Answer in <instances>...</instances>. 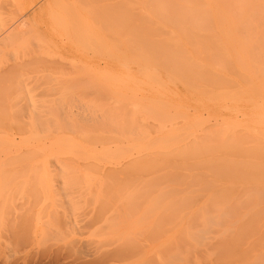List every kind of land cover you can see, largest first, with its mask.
<instances>
[{"label":"bare ground","instance_id":"bare-ground-1","mask_svg":"<svg viewBox=\"0 0 264 264\" xmlns=\"http://www.w3.org/2000/svg\"><path fill=\"white\" fill-rule=\"evenodd\" d=\"M136 7L142 10H140L142 15L138 12L136 14ZM32 9L35 11H31ZM148 10H151L152 14L156 10L154 19L151 18L152 16H150L151 14L149 15ZM30 11L35 13L29 15L31 17L34 15L33 19L29 20L30 17L28 16V20H25ZM156 33L159 37L156 36ZM28 44L30 49L22 55L20 51L24 47L17 51L20 56L16 53V49L13 51L14 55H11L12 51L10 55L5 52L6 50L9 51V49L13 50L17 46H27ZM149 45L154 47L150 48ZM44 46H47V49H44ZM2 53L8 54L10 58L8 62L6 61L7 63L4 62L6 63L5 65L0 67V103L11 99L8 102H12L11 107L12 105H17V108H12L15 110L13 111V116L18 117V119L21 118L22 116L19 114V109L21 108L20 113L24 112L27 118L22 117L23 122L26 123L25 125L21 122L22 118L20 119L21 121L17 119L12 121L13 124L12 122L8 123V128L11 127L9 128L11 131L14 129V132H12L13 137L7 135L8 133L4 136L0 135V171L8 166H13L23 148L28 149V152L30 154L33 153V155L38 152V150L29 151L35 147L33 144V135L35 133L33 134V132L36 123L33 119L39 112V110L35 112L36 107L47 100L49 101L50 98L47 99L46 96H52V98L57 96L54 97V101L51 98L52 100L49 103L53 107L57 105L55 107L58 109L65 106H62V103H64L63 99H65L67 105L69 104V108H74L77 101L73 98H78L81 94H90L91 96L87 98L86 104H84L89 115L84 114L80 118L79 115L76 116L72 111V114H68L70 112L68 109H66L67 112H64L59 108L60 112H58L59 109L55 108L56 110H54L53 107L48 106L53 108V111L58 112L53 114L54 118L52 116L49 117L51 114H49L50 111L49 113L47 112L45 108L47 106L42 107L46 104L41 105L43 111L40 110L41 113L39 115L43 112V115L46 113L48 116L45 115L46 117L43 116V118L37 115L38 122H42L41 118L45 122L49 121L44 126H47L48 129H46L52 132L48 137L51 141L47 140L50 145H48L47 141L43 140V142L40 139L44 135L35 134L43 142L39 144L35 142L40 148L39 152L49 159L39 165L42 169L47 168L51 161L50 159L54 158L53 156H58L59 158L60 154L67 155L77 152L76 154L83 153L81 156L89 158L87 156L89 151H97L99 148L97 146L95 148L92 146V148L88 144H83V138H88L90 140H87V142L90 145L95 141V144H97L99 141L102 146L100 150L103 151L101 152L103 154L102 157H104V153H110L114 150L116 152V149H119L117 154L114 152L110 153L109 162L114 164V166L107 167V170L124 171L131 174L132 172L133 174L134 172H146L152 175L150 178L145 176L146 181L142 178L145 181L143 186L147 187V192L138 191L139 193L141 192L140 194L131 192L135 195L130 194V198H133V196L137 198L138 194L140 198L146 197L153 189L156 190L163 185L162 189L169 188L167 191L169 190L171 193L174 189L176 191L180 189L179 192L181 193H177L179 196L188 190L189 193H187L189 195H187V198L190 197L191 192H197L200 187L201 190L204 187L205 189L207 188V191H210L211 187L215 188L218 186L219 189L214 191L215 193L211 195L206 193L205 196L211 199L237 198L236 195L239 196V194L234 189L237 186H242L248 190L240 187L242 191H247L248 198L254 199L257 197L255 200L261 199L258 196L263 193L262 191L254 190L255 193H253L250 189L262 187L264 189V186H262L264 183V163H260L263 156L259 158L260 160L258 159L260 162L256 159V163L254 159L256 165L253 164V159L252 162L248 159L254 158L253 156L258 157L264 151V147L262 148L263 144H257L260 141V136L256 133L258 132V129H256L257 125L254 127L249 124L252 128L248 127L249 121L247 119H245L247 123H244V120H239L235 115H233L235 117L232 116V113L238 115L241 111L239 113L229 111L231 113L228 114L231 115L224 114V116L228 115L234 118L233 121L236 120L234 125L243 126L245 124L246 126H244V129L240 128L242 132L236 127L234 130H230L227 127L224 128L225 119L229 121L230 118L219 119L220 113L218 116L213 114L212 111L216 110L215 106L213 107L214 109H210V107L217 104L214 101V104H212L211 100L226 98L227 94L228 99H231L234 95H231L230 98L229 96L233 92L248 97V93L256 92L258 96L262 95L264 98V0H0V56ZM153 62L154 64L156 62L153 67L158 66L156 67L158 70L154 68L157 73L152 72V74L150 72L152 68L149 67H152ZM134 63L140 65L138 66L137 64V67H135ZM235 72L241 76L244 74V77L242 76L243 78L240 79L231 75H229L230 77L228 76L229 73L235 75ZM142 73L144 75L148 73L147 82L154 80V84H148L143 81V77H139ZM31 77H34V80H31ZM141 80L144 83L146 82V85H142L144 83L141 84ZM34 81H36L35 84L33 83ZM172 82L175 84L173 85ZM179 83L185 88L184 90H187V93L180 92L183 87L177 90L179 88L177 84ZM116 85H119L121 89L115 88ZM12 87L14 91L10 93L9 90ZM30 87L35 90L29 89L28 93L27 91L25 92ZM41 88L44 92H42ZM102 88L105 89L104 93L107 90L108 94L113 95V97H109V99L112 98L113 100L110 99V101L112 100L111 102L107 100L105 101L106 104L103 105L100 102L102 101L100 97ZM35 91L36 93L39 91L43 93V97L41 96L43 101L37 106L32 101L30 103V100L26 97L29 96L27 95L29 92H32L31 96L33 94L36 97ZM21 92L25 93L22 94ZM66 92L70 101H73L72 103H75V105L69 103L68 96H63V93L67 95ZM42 93L38 94L42 95ZM55 93L58 95H55ZM19 94L23 98L25 97V100L22 96L19 99ZM70 94L76 96L73 95L74 97L72 98ZM59 95L61 98L63 97L62 100ZM257 95L256 97L254 95L255 98L252 104L256 106L254 108L256 110L258 107V114L260 113L259 115L264 117V99L255 101L258 97ZM33 96L32 99L34 100ZM124 96H127L124 98V100L126 99L125 105H121L124 104L121 101ZM262 96H259V98ZM237 97H234V99L236 98L237 100ZM29 98L31 99L30 96ZM149 98L152 101L156 98L155 101H150L151 103H149L157 104L159 102L158 105L154 107L146 105ZM238 98H241L240 95ZM12 99L17 100L19 104H16ZM44 99L47 100L44 101ZM58 99H60L59 103L61 105L56 103ZM20 100L26 101V103L24 102L26 107L29 104L28 108H25V110L28 109L27 112L23 111L24 106L21 105L23 103ZM119 101L122 103L116 104L120 103ZM217 102H220V99ZM242 102H238L237 105L244 107L241 105ZM221 103H223V99ZM232 104L230 103L231 106ZM243 104L246 105L245 102ZM230 105L226 104L225 107L227 106L232 110ZM8 106V110L11 111L9 109L11 108L10 104ZM241 107L239 110L243 111L244 109H241ZM204 108L206 110L209 108L210 110L204 111ZM220 108L223 107L221 106ZM247 108H250L249 104L244 113L241 114L248 115L250 119V116L254 115L256 111L254 110V112L252 111L253 108H250L254 114L252 113L249 116L248 112L250 111L247 112ZM38 109H41L40 106ZM44 109H46V112ZM203 111L208 112V116H205ZM219 111L221 112L222 109H218L214 113ZM14 112H16L17 116L16 114L14 115ZM9 114L8 116L11 117L8 118L6 116L8 119L12 118V113L9 112ZM167 115L170 119H165ZM242 116L240 119H243ZM4 118L2 120L4 122L12 120H7L6 118L4 120ZM45 118L51 119L47 121ZM24 119H30V121L27 123V120ZM134 120H138L139 123ZM252 121L254 122V120ZM41 122V125L37 126V131L42 126V123H45L44 121ZM10 124L12 126H9ZM210 124L222 125L221 128H224V130L220 128L221 131L217 133L216 129L218 127L216 129L214 127V132L213 130L209 131L207 128L211 129ZM227 124L229 123L227 122ZM227 124L225 125L227 126ZM231 124L229 125L232 126ZM5 126H7L6 123ZM43 127H41L40 132L45 130L42 129ZM253 127L256 132L252 130ZM261 127L258 128L260 129ZM250 128L252 131H250ZM47 130L44 132L46 133ZM244 130L246 131L244 132ZM16 132L19 134L31 133L33 135L26 137V134L19 143L16 139L17 136L14 135ZM93 137L94 140H91ZM102 138L106 139L103 143L101 142ZM109 138L110 140L112 139L111 142H115V146L109 144ZM81 139L83 142H81ZM134 140H146L147 142L144 145L133 146L134 148L129 150L120 146L123 142ZM261 141H264V139ZM22 142L23 144H21ZM46 142L47 144H45ZM120 149L123 151H120ZM214 152H225L228 155H234V157L236 155L241 160L236 161L224 156V159H222V154H219L221 156V159H219L220 157L217 158ZM95 153H98V151L92 153L93 156ZM99 155L96 154V156ZM58 158H56V161ZM83 159L79 161V164H86V167L90 168L101 167L105 169L101 164L96 163L94 165V162L88 164L85 162L88 160L84 159L85 161H83ZM100 159L105 163V158L100 157ZM190 159H194L193 164L190 162L191 165L188 164ZM58 160L60 161V159ZM77 160L76 162H78ZM186 163L188 166H186ZM35 164L38 165V163ZM61 165L62 167L67 166L66 163H61ZM201 165L204 170L209 168L211 173L217 170L220 174L215 172L217 175L213 173L208 175L209 177L204 178L207 172L200 171ZM258 165L261 168H258ZM224 175L225 177H223ZM114 178L116 180L118 177ZM120 179L117 180L120 182ZM174 180L179 185V189L176 188L177 186H173L175 187L173 188L169 184L170 182L176 184L173 182ZM134 183L131 185L135 186L137 184L134 185ZM139 187L140 185L136 188ZM193 187L199 188L197 190ZM167 191L166 193L168 194ZM128 192L126 194H129ZM253 194L258 196H253ZM119 195L120 197L122 196L121 193ZM197 195L199 196V194ZM115 196L117 197V195ZM164 196H162L160 203L166 202L163 200ZM152 198L154 199L156 196ZM181 198L186 202V197V199L183 196ZM191 198L194 200L195 196L193 195ZM144 199L146 200V198ZM148 199L150 200V198ZM263 199L264 196L261 200ZM200 200H202L201 197ZM156 202L158 201L156 200ZM170 206L172 205L169 204L168 207ZM204 208L206 209V207ZM200 209L203 210L202 208ZM75 226L73 228H76Z\"/></svg>","mask_w":264,"mask_h":264},{"label":"rangeland","instance_id":"rangeland-1","mask_svg":"<svg viewBox=\"0 0 264 264\" xmlns=\"http://www.w3.org/2000/svg\"><path fill=\"white\" fill-rule=\"evenodd\" d=\"M140 10L141 9L136 7L135 9L136 14L138 12L140 15H142L141 14L142 10L141 11ZM31 11L34 12L35 10L32 9ZM31 11L30 13L28 12L29 14H27V18L25 17V20H28L29 17H30L29 20L33 19L32 17L34 15L32 17L29 15H32L35 13ZM148 12H149V15L151 14L150 15L152 16L151 18L154 19V16H155L154 14L156 10L154 11V14H152L153 12L151 13V10L150 11L148 10ZM139 14L138 16H140ZM154 25L156 26V24ZM156 36H158V34ZM148 44L150 43L148 42ZM149 46L150 48L152 47L151 45ZM23 47L25 50L23 49L22 51H20V49H22ZM29 47H30L29 44L27 46L21 45V47L17 46L13 50L9 49V51L6 50L5 52H8L10 55V52L12 51L11 55H14L13 51L16 49L15 50L16 53L18 54V56H20L17 51L19 50L21 52L20 54L22 55L23 53H25L26 51L30 49ZM46 47L47 46H44L43 48L47 49ZM55 48L58 49V47L56 46ZM9 55L2 53L1 55L2 57L0 56L1 57L0 63H3V64H0V67L5 65L8 62V59L10 58ZM5 57L7 58V60ZM137 64L134 63L133 65L137 67L136 66ZM139 65L140 64H138V66ZM153 65H156V62L155 64L153 62L152 67H149L153 69V70L151 69L150 72L157 73L155 71L158 70L156 69V67L158 66L153 67ZM147 72H148V69H147ZM234 74L236 76L233 75V73H229L228 76L231 75L235 78L238 77L240 79L244 77V74H242L243 77L237 72H235ZM139 77L141 78L143 77L142 78L143 81H146V82L148 81V73H145V75L144 73H142L139 75ZM33 78L34 77H31L30 79L34 80ZM142 80L140 81L141 84L144 83ZM35 82L36 81H34L33 83L35 84ZM146 82L142 85H146ZM148 84L153 85L154 80H152V82L149 80ZM172 84L174 85L175 83L172 82ZM180 84L181 83L177 84L179 85V88H177V90H180L181 87H183ZM116 86L115 88L121 89L119 85H116ZM12 89L13 87L10 88L9 90L10 93L14 91V89L13 90ZM29 89L33 90L34 88L30 87L27 90H25V92L27 91L28 93ZM184 89L185 88L183 87L181 89L182 91L180 92L187 93V90H184ZM104 90L105 89H103L102 91L100 90V97L102 99V101L100 102L102 103V105L106 104L105 101L107 100L109 102L113 100L112 98H110L112 99L111 101L109 99V97H113V95L108 94L109 92H107V90L105 91L107 94L104 93ZM42 92L44 91L42 90ZM42 92L39 91L36 93L35 91L34 93H36L35 94L36 97H34L32 94L34 100L32 99V96H31L32 92H29V94H27L31 97V99L29 98V96H26V97L30 100V103L33 102V104L37 106L38 104H40V102L43 101L42 100L43 98H41V96L43 97ZM38 93H42V95H39ZM68 93L67 95L63 93V96L67 97ZM168 93H171V92H168ZM37 95L40 97H38ZM55 95H58V94L55 93ZM71 95L72 94H70V97L72 98L76 96L74 94H73L74 96L73 95L71 96ZM231 95H234V97H237V96L239 97L240 95V97L242 98V101L245 100L244 102L247 106L243 104L244 102L241 101V98L239 99L237 97V100H236V98L235 99L234 97L232 98ZM247 95H249V97L246 95L242 96L241 94H236L233 92V94H230L229 96V98L231 97V99H228V94L226 95L227 96L226 98H222L223 103H221L222 102L221 98L216 97L218 100L220 99V102H217L218 101L217 99L211 100L212 102L211 101L210 102L212 104L214 103L215 104L219 103V104L212 105L210 109L211 108L214 109L213 107L215 106L216 110L214 109L212 111H213V114H216V115L220 113V116L222 117L218 115L219 119H223V118L225 119L227 117L230 118L229 121L228 119H225L226 120L225 124H227V122L229 124L233 122L231 124L232 126H230L229 124H227V126L223 124L224 128L227 127L230 130L239 128V130L242 132L241 129H244V126L246 125L245 124L243 126L234 125L235 124L234 121L236 120L233 121L234 118L228 116V115H231L228 113H231L229 111H232L235 113H239L241 111V113H244L246 107H248V104H249L250 108H253V110L250 108H247V112L248 111L251 112V110L252 111L255 110L257 115L256 113L254 114L253 112L251 113L248 112L249 116L252 113L254 114L250 116V119L248 115L246 116L245 114H241V113L238 114L239 116L237 114L232 113V116L235 115L236 118H239V120H244V123H247V120H248L249 121V123L247 124L248 127L252 128L251 125H253L254 127H256L257 125L256 129H258V132H256L254 127L252 130L255 131L260 136V141H258L257 144H260V143L261 145L263 144L262 146L263 148L264 141H261V140L264 139V128H263L264 127L263 126L264 117H262V115H259L260 113L258 114V111H259L258 107L256 110L254 109L256 108V106L252 104L254 102V98L256 97L257 93L251 92L250 94L248 93ZM21 96L19 94L18 98ZM89 96L91 95L81 94L79 96L80 98L79 97L73 98L75 101H77V102L74 101L76 105L75 103H72L73 101H70V98L68 96L67 98H69V103L74 104L76 106L75 107L73 105L74 108L73 107L69 108V104L68 105L66 104L65 99H63L64 103H62V106L65 105L64 106L65 109L64 107H61V108L59 107V105H61L59 103L60 99L56 100L58 102L56 101L55 102L57 104L59 103L58 107L62 111L67 112L66 109H68V111L70 110L68 114L69 113L72 114L74 112L76 116L79 115V118H80L84 116V114L89 115L84 105L86 104V100ZM259 96H262V95H259ZM259 96L255 99V101L259 99H260L259 101H262V99H264L263 96L261 98H259ZM46 97L47 99L50 98L49 101L52 99L54 101L55 100L54 97H57V96H54L53 98L52 96L51 97L46 96ZM126 97L124 96L121 100L122 102H124V104H121L122 103L121 101H119L120 103H116V104L125 105L126 99L124 100V98ZM72 98L71 100H73ZM150 99L151 98L148 99V102L145 101L147 102L146 105H151L153 107L155 105L156 106L158 105L159 102L157 104H150L151 102L155 101L156 98L155 99L152 98L153 101ZM248 99H249V103L247 104ZM46 100L44 99V101ZM224 100L226 103L224 102ZM10 101L8 99V101H4L3 103H0L1 105L0 107V120H1L0 130L2 131V133L0 131V135H3V136L6 133H8L7 135L12 136L13 134L12 132H14V129H12L13 131H11L9 129L11 127L8 128V123H11L14 120L16 121V119L20 120L22 117L27 118V115L25 116L24 112H22L23 114L20 113L21 108L20 109L18 108V109H19V114H21L22 117L18 119V117L13 116V111H15L13 109L17 108L16 107L17 105L16 106L12 105L11 107L12 102L8 103ZM12 101H15L16 104H19L17 103V100L15 99H12ZM49 101L47 100L45 103L44 102L41 103L39 105L41 109H38L39 106L36 107L35 112L39 110L38 114L36 113L38 116L40 117L41 116L46 117L45 115L48 116V114L46 113H44L45 115H43V112L42 114L39 115V113H41L40 110L43 111L42 107L44 106H47L45 108L47 109L48 113L50 111L49 114L51 115H49V117L52 116L54 118L53 114L60 112L59 108H58L59 109L58 112L53 111L52 110L53 108L54 110L57 109L56 108L57 105L54 104L56 107L55 106L53 107L51 106L52 104L49 103ZM21 102L23 104H21ZM21 102L20 104L23 106H24V102L26 103V101L24 102L21 101ZM238 102H242L241 105L244 107H241V106L240 107L241 109H244L243 111L239 110L240 107L237 105ZM230 103L231 104L234 103V104H232L231 106ZM8 104H10L11 108L9 109H11V111L8 110V107H9ZM27 104H28V101H27ZM43 104H46V105H43ZM226 104H228V106L230 105V107H232V110L227 106L225 107ZM21 105L19 106L21 107ZM41 105L43 106L41 107ZM234 105L235 107H233ZM28 106L29 104L27 105V107L25 105L23 107V111L25 110V108H28ZM48 106L53 107V108H49ZM221 106L223 108H220ZM234 108H236L238 112H236L237 110ZM46 109H44L45 112H46ZM210 109L208 108L207 110H210ZM218 109L219 110L222 109V111L221 112L219 111L218 113H214L215 111L217 112ZM203 110L207 111L205 108ZM25 111L27 112L28 109H26ZM9 112L12 113L11 114L12 118H10L12 120L8 119L9 117H11V116H8L10 115ZM16 112H14V115L16 114ZM35 112H34V115H35ZM207 113L208 112H204L205 116H208ZM224 114H228V115H225L226 116L225 117ZM37 115H35L33 119V121H35L36 123V127L34 129L33 134L35 133L40 136L41 134L42 136L44 135L43 138L40 137L42 141L50 140L48 137L52 134V132L50 131L51 132L50 133L49 130H47L48 127L44 125H47L49 122L48 120H50L51 118L49 119H47L48 117L45 118L47 119L48 122H45V120L41 118L42 122L44 121L45 123H42L39 119V121L42 123L41 127L43 126L45 127V128L43 127L42 129H45L48 131V132L46 131V133L44 132L45 130L44 131L42 130L40 132L41 127L40 129L38 128L39 130L37 131V126L39 127V125H41L40 122H38V117H36ZM169 116L172 118L170 113H169ZM241 116L243 117V119H240ZM4 117L7 120H10V122L2 121ZM170 117L168 118V115H167L165 116V119L166 118L170 119ZM244 117H248V118H244ZM5 118L4 120H6ZM258 118H259L258 120L259 122L257 121ZM231 119L232 121H230ZM24 120H27L26 121L27 123L28 121H30V119H24ZM252 120H254V122ZM262 120H263V123H262ZM134 121L136 123H139L138 120H134ZM21 122L24 123L23 118ZM5 123L7 124V126H5ZM12 124H10L9 126H12ZM25 124L26 123H24V125ZM210 126H211V129L209 127L207 128L209 129V131L213 130L214 132L217 127H218V129H216L217 133L221 131V129L224 130V128H221L222 125L221 126L219 125L220 126L219 127L215 124H210ZM258 127H261V128L259 129ZM251 128H250V131H252ZM245 131L246 130H244V132ZM26 134L27 133L19 134L16 132L14 135L17 136L16 139L20 143L21 142L20 140H22L21 138L25 137ZM33 134L28 133L26 137L30 135L32 136ZM35 134L33 135L34 136L33 144L35 145V147L29 150L31 152L33 150L35 151L38 150V152L40 151V148H38V144L41 142V140L38 138L39 136L36 137ZM261 135L263 139H261L262 138ZM104 138H102L101 140L102 143L106 141V139L104 140ZM83 140L81 139V142H83V144L85 143V145L88 144V146H91V147L93 146L94 148L97 146V148H99L97 149L98 153H95V155L93 156L92 153L97 152V151H94V150L92 152L89 151V153L87 154L89 158H85L83 155L81 156V154L83 153L76 154L77 152H74V154L76 155H74L73 153L67 154V155L60 154L59 158L58 156H53L54 158L56 157L60 159V161L58 159L56 161V158L55 159L51 158L52 157L51 156L50 157L51 164L49 163L48 165L49 167L47 166V168L45 167L42 169V167H40L39 165L41 163L46 162L49 159L47 157H44L41 152L39 153L37 152L38 154L36 153L33 155V153L30 154L28 152V149L23 148L21 153H19L18 157L16 158V161L13 164V166L12 165L8 166L4 170L2 169L3 171L2 170L0 171V264H264V199L261 200L264 196V189H262L263 187L256 188V189L255 188L250 189V191L253 193H255L254 190H260L263 192L262 194H260V196H258L257 194L256 195L253 194V196L255 195V196L261 197L260 200H255V198L257 197L255 198L252 197L254 199L248 198L247 196L248 190L242 186L240 187L246 189L247 191H245L244 189H243L244 191H242V189H240V187L238 186L235 187L234 190L237 191L236 192L237 194H239V196L236 195L237 198L228 197L230 199H224V198H227V197H224L222 199L218 198L219 200L207 198L205 196L206 193L211 195L215 193L214 191H218L217 189H219V187L217 185H216L217 187L215 188L211 187L212 191H211V188H210V191H207V188L205 189L204 187L202 188L203 190H201V187L200 188L193 187L197 190L199 188L197 192L194 191L195 193L191 192V190H195V189L187 188V189H191L190 197H188L190 199H188L187 198V195H189L188 190H187L188 193L187 192H185L184 194L182 193L180 196L179 194H177L181 192H179L180 191V189L178 188L179 185L174 180L173 182L176 183L177 185L172 184L171 182L169 184L171 185V187L177 186L176 188L179 189V191L177 190L178 192L174 189V191L171 193L169 192V190L167 191V189L169 188L167 189L164 188L165 190H163L162 189L163 185H162L160 187L157 186L158 188L156 187L157 188L156 190H158V192H156V190L153 189L156 193L152 190V192L154 193L151 192L150 193L151 195L150 194L148 195L149 197L146 196V197L140 198L138 196L141 192L143 191L147 192L146 191L147 187L143 186L145 185L144 183L146 181L145 176L146 178H150L152 177V175L146 172L145 173L141 172L142 174L138 172H137L138 174L136 172H134L133 174L132 172L131 174L129 172H124V171L121 172V171H109V169L107 170L106 169L107 167L109 168V166H114V164H111V162H109L110 153L114 152L115 154H117L119 152L118 151L119 149L118 150L116 149V152L114 150V151H111L110 153H106V154L104 153V157H102L103 154L101 152L103 151L100 150L102 146L101 144H99L98 140H97L98 141L97 144H95L96 141L95 142L93 141L94 143H91V145L89 144V142H87L88 138H83ZM91 140H94V137ZM111 141L112 139L110 140L109 138L108 139L109 144L111 146H115L116 145L115 142H111ZM35 142H37L38 144ZM47 142L45 144H47ZM145 142L147 141L146 140L127 141V142L121 143L120 146L123 148H128L127 150H129L131 148H134L133 146H136L139 144L144 145L146 144ZM21 144H23V142ZM48 145H50V142H48ZM120 146L119 148H121ZM121 149L120 151H123ZM99 153H101L102 155L100 154L101 155L100 156ZM96 154H98L101 158H105L106 161L104 162L105 163L108 162V163L106 164L103 163L100 157L96 156ZM214 154L217 158L220 157L219 159H221V156H222V159H224L223 158L224 156L226 158L228 157V159L231 158L236 161L241 160L239 156L235 155L234 157V155L233 156L228 155L225 152H220V153L214 152ZM219 154L220 155L222 154V155L220 156ZM79 157L81 158L79 159ZM253 157L254 158L251 157V159L250 158L248 159L251 160L252 162V159L258 160L259 158H262L261 160L259 159L261 162L259 160L258 162L264 163V160H263L264 151H262V154L258 155V157L256 156H253ZM83 158L85 160L87 159L88 161H85ZM82 159L88 164H90L91 162H94V165H96V163L101 164V166H104L105 169L104 168L102 169L101 167L100 168L98 167L90 168V167H86V164L84 165L83 163L79 164V161H82ZM76 160L78 162H76ZM190 160L188 163L189 165H191L194 159H190ZM255 160L253 162L254 165H256L257 163V160H256V163H255ZM34 162L38 163V165L35 164ZM61 163L62 164L66 163L68 167L67 166L62 167ZM188 164L186 166H188ZM257 167L261 168V166L259 165ZM202 168L200 170L201 172L203 171L207 172L206 173L207 175H205L204 178L209 177L208 175L210 174L212 175L213 173L216 174L215 172H219L216 170V171H213V173H211L208 167H207L208 169L205 168V170L204 168L202 170ZM205 172L203 173V176ZM113 176L114 177L117 176L118 178H116L115 180ZM223 177H225V175ZM129 178H131L132 180ZM142 178L145 179V181ZM220 178L222 179V177ZM117 179L118 180L120 179V182ZM125 179H128V180H125ZM133 183L134 185L137 183L135 185L136 187H138L139 185L140 187L141 186L142 187L136 188L135 186L131 185ZM129 186H131V188L133 189L129 188ZM262 186H264V183ZM125 191L126 192L129 191L128 192L129 194H126ZM138 191H141V192L139 193ZM166 191L168 192V194L166 193ZM119 192L122 194L121 197L119 195L120 194ZM131 192H134L135 194L136 192H138L139 194L137 198L136 197L134 198V196L133 198L132 197L130 198L129 196L130 194L135 195V194H132ZM197 194H199V196ZM115 195H117V197ZM193 195L195 196L194 200L193 198H191V196L193 197ZM150 196L152 197L156 196V198L153 199ZM158 196L160 197V199ZM162 196L165 197L163 200H165L166 202L160 203V201L163 198ZM167 196L169 199L167 198ZM182 196L184 199L187 198L186 202L181 198ZM197 196L199 197V201H198ZM240 196L243 198H241ZM200 197L202 200H200ZM144 198H146V200ZM148 198H150V200ZM151 198L153 199V201H151L152 200ZM196 198L197 200H195ZM181 199L182 201H180ZM156 200L158 202H156ZM169 204L172 205L170 207L173 209L168 207ZM204 207H206V209ZM200 208L202 209L204 208V209L201 210ZM87 221L89 222V224ZM85 224L87 225L83 226ZM74 226L76 228H73ZM112 226L113 228H111ZM113 240L115 243L113 242ZM106 243H108L109 245L108 244L106 245Z\"/></svg>","mask_w":264,"mask_h":264}]
</instances>
